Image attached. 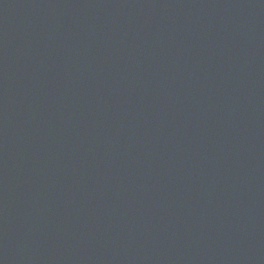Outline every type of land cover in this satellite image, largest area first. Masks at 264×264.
Returning <instances> with one entry per match:
<instances>
[{"label":"water","instance_id":"95a60500","mask_svg":"<svg viewBox=\"0 0 264 264\" xmlns=\"http://www.w3.org/2000/svg\"><path fill=\"white\" fill-rule=\"evenodd\" d=\"M0 264H264V0H0Z\"/></svg>","mask_w":264,"mask_h":264}]
</instances>
